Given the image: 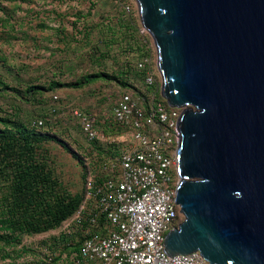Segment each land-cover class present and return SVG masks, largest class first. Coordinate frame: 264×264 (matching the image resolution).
Instances as JSON below:
<instances>
[{"label": "water", "instance_id": "95a60500", "mask_svg": "<svg viewBox=\"0 0 264 264\" xmlns=\"http://www.w3.org/2000/svg\"><path fill=\"white\" fill-rule=\"evenodd\" d=\"M182 109L168 257L264 264V0H134Z\"/></svg>", "mask_w": 264, "mask_h": 264}, {"label": "trees", "instance_id": "16d2710c", "mask_svg": "<svg viewBox=\"0 0 264 264\" xmlns=\"http://www.w3.org/2000/svg\"><path fill=\"white\" fill-rule=\"evenodd\" d=\"M1 1L0 40L5 44L30 40L32 48H40L41 41L28 32L34 29V19L39 21V31L53 32L57 44L51 50L45 49L50 53V62L38 67L40 74L27 81L20 78L21 73L32 68L23 64L14 68L0 55V69L6 70V75H0V97L13 101L8 109L0 106V264H37L27 261L37 251L46 250L51 255L79 252L83 240L80 230L69 238L53 233L82 205L83 183L89 169L118 158L125 147L118 138L126 129L116 124L111 113L119 92H131L141 102L152 95L156 99L161 96L155 67L150 68L155 79L150 87L144 85L146 70L137 67L143 58H153V42L147 33L143 38L138 33L141 24L134 0L131 18L120 14L109 0H49L57 2L56 9L60 10L45 9L44 17L32 12L30 22L26 21L27 14L15 15L20 4L30 5L34 0H7L10 6H3ZM63 5L66 8L62 11ZM48 41L55 44V39ZM104 89H109L106 94ZM99 94L100 101L110 105L109 116L95 114L92 106L74 104ZM23 105L39 109L30 113L23 110ZM74 109L95 119V129L105 136V141H86L79 148L66 141L68 129H56L66 122L62 117L74 119ZM77 130L82 133L78 124ZM52 145L79 165L81 190L72 191L62 181ZM42 237L37 243L30 242ZM60 257L54 258L52 264H57Z\"/></svg>", "mask_w": 264, "mask_h": 264}, {"label": "built area", "instance_id": "2783aa9c", "mask_svg": "<svg viewBox=\"0 0 264 264\" xmlns=\"http://www.w3.org/2000/svg\"><path fill=\"white\" fill-rule=\"evenodd\" d=\"M109 4L123 16H133L131 0H109ZM65 8L63 5L61 10ZM138 33L143 38L147 32L140 26ZM151 66L150 57L137 65L146 70V87L155 81ZM181 111L170 108L162 97L156 99L152 95L141 102L131 92H119L111 113L116 124L126 129L118 138L125 147L118 158L107 159L89 169L83 183L82 205L53 233L69 238L80 230L83 240L79 252L51 255L35 247V257L27 261L52 264L54 258L61 256L57 264H209L198 252L170 258L162 246L166 234L181 223L174 200ZM72 114L87 142L105 141V136L95 129V119L90 114L79 109H74ZM41 124L39 121L38 125Z\"/></svg>", "mask_w": 264, "mask_h": 264}, {"label": "rangeland", "instance_id": "374dc122", "mask_svg": "<svg viewBox=\"0 0 264 264\" xmlns=\"http://www.w3.org/2000/svg\"><path fill=\"white\" fill-rule=\"evenodd\" d=\"M1 1V0H0ZM3 6H10V3L7 0H2L1 1ZM45 0H34V3L30 5H21L20 3V8L16 10V17L18 16H23L24 14L28 16L27 22L31 20V14L32 12H40L41 17H44L45 14H42V12L47 9V10H60L56 9L59 8L57 6V2L55 3H50L49 0H47V4L45 5ZM63 7V6H62ZM61 7V9H62ZM86 8V3H83V11H85ZM33 22V30H28L30 32L31 36L36 35L38 39L41 41L40 42V48L38 47L37 50L32 48V41L26 40V41H12L10 44H5L2 40H0V55L5 57L9 64L11 66H14V68H18L23 65H27L32 69H27V71H23L21 73V79L23 81H27L28 78H34L40 74L38 73L39 70H37L38 67H43L45 62H50L49 59V51L45 50L46 48H50L56 46V38L52 37L53 32L47 30V31H39L36 28V24H38V19H34ZM50 25L56 24L54 22H50ZM29 27H32L31 25ZM48 39H55V44L52 45ZM157 54L155 47L153 45V58H152V65L155 67L157 70ZM157 72L158 76V83H159V92L161 89V77L160 74ZM6 70L0 69V75H6ZM8 81H11V79L8 76ZM109 89H104L103 93L106 94V92ZM111 91V88H110ZM70 94L71 92H65V94ZM72 94V93H71ZM111 94V92L108 93ZM100 98H102V95H96L94 98H89L88 100L85 99L83 100L80 99V101L74 103V101L71 104H77L79 107L87 108L89 106H92L91 108L94 109L95 114H99L101 117L109 116L110 115V105L109 103L106 102H101ZM17 102V101H16ZM13 103V101L8 98L7 100L3 99L0 97V106H2L4 109H8L9 105ZM39 109V106H30V105H23V110L29 111L30 113H34ZM65 119L66 122H64L63 125H60V128H57L56 130H60L61 128L66 127L67 134H66V141L69 142L74 146V148H79L81 145L86 144V139L84 138L83 134L80 133L77 130V123L76 120L70 118L68 121V116L62 117ZM65 137V135H64ZM52 154L54 156L57 170L60 174V177L62 181L67 183L72 191H79L82 188L81 180H80V167L79 165L65 152L62 151L61 148H59L56 145L50 146ZM183 221V217L181 216V222Z\"/></svg>", "mask_w": 264, "mask_h": 264}]
</instances>
